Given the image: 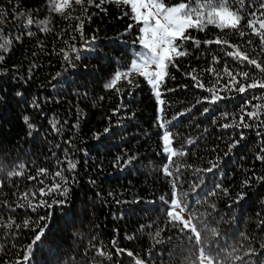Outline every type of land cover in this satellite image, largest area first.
Listing matches in <instances>:
<instances>
[{
  "label": "trees",
  "instance_id": "trees-1",
  "mask_svg": "<svg viewBox=\"0 0 264 264\" xmlns=\"http://www.w3.org/2000/svg\"><path fill=\"white\" fill-rule=\"evenodd\" d=\"M56 5L0 0V264H264V88L238 91L264 73L227 55L264 67V0H228L236 29H187L159 101L139 74L105 87L143 53L128 4Z\"/></svg>",
  "mask_w": 264,
  "mask_h": 264
},
{
  "label": "snow or ice",
  "instance_id": "snow-or-ice-1",
  "mask_svg": "<svg viewBox=\"0 0 264 264\" xmlns=\"http://www.w3.org/2000/svg\"><path fill=\"white\" fill-rule=\"evenodd\" d=\"M77 4L81 3V0H75ZM93 0H89V4H91ZM125 4L131 3V8L134 13L133 19L137 22L143 21L144 26L141 29V32L144 34L143 37L140 38V44L143 45L144 49L147 51V55H143L138 57L139 63L134 61L133 70L139 72L141 76L147 78L148 83L152 85L155 90V95L157 100H160L161 93L158 90L159 85L163 83L164 78L167 76V67L168 64L173 62L174 57H182L187 54L186 50H179L182 47V42L188 39H192L191 37L185 35L187 29L197 28L203 30L205 24L212 25L214 24L217 28H232L236 29L240 23L242 17L238 15L236 12L231 11L227 6L228 0H206L205 3H202L200 8L197 9L191 6V2L189 3H180L178 6L167 7L164 3L158 2V0H149V3H142L140 0H123ZM241 4H243V0H241ZM68 7V0H63V3L57 4L55 6V10L57 12H62L64 8ZM264 7V5H261ZM140 8H147V11L144 14L139 12ZM205 9L207 12L205 13ZM255 15V14H253ZM195 17V19H194ZM150 21H154L151 23ZM257 22L259 23V28H256ZM29 24L32 23L31 20L28 21ZM78 29L82 28V25L77 26ZM130 27H132L130 25ZM248 27L252 29V31L259 35L261 38V45H264V20L252 19L248 21ZM241 37L246 35L245 32H240ZM177 41L181 43L178 44ZM197 45H199L200 41H194ZM205 43H227V41H222L217 38L215 41H205ZM251 44V41L248 42ZM229 47L234 48L233 52L227 53V55L232 56L234 58H238L241 61H248L249 64L255 65L260 72L264 73V67H261V64L257 62L255 59H250L246 53H243L239 50L238 47L234 45H229ZM75 51V48H73ZM65 58L67 59V53H65ZM215 59V58H214ZM152 64H155L156 71H148V67ZM209 71H213L209 69ZM59 75V74H58ZM127 73H117L115 78L111 81V83L106 84V88L113 87L117 81L121 80L122 77L126 78ZM219 75V74H217ZM224 75L230 77L229 84L226 87H235L236 84L239 83L237 81L236 76L232 74L231 71L226 67L224 69ZM236 75L242 76L247 79L249 74L247 72L237 73ZM154 78V79H153ZM195 80L196 78L193 77ZM219 83V81H217ZM198 87H203L202 84L197 81ZM264 88V80H254L252 83L240 84L238 91L243 93L246 91V88ZM213 91V100H218L221 97L215 95V89H210ZM163 103L162 101H160ZM257 108L260 106L257 105ZM207 111V110H205ZM249 118L255 117L257 115L256 111L247 113ZM28 118L25 117V121ZM241 124L244 128H249L251 125L243 122V116L241 117ZM165 125L162 124L161 127ZM232 125L225 124L223 127H231ZM107 131V129L105 130ZM260 135V133H257ZM241 139H243V134H241ZM163 143H164V151L168 153L170 148V134L166 131L163 135ZM235 146V145H233ZM119 159V158H118ZM125 164L128 161L124 162ZM69 169H74L76 167L75 164L69 163ZM57 176H61V172L56 173ZM57 188L59 185L56 186ZM68 189H64V193L66 195ZM43 204V201H41ZM50 207V205H49ZM43 231V230H42ZM40 235L36 236V241L40 240ZM35 243V241L33 242ZM28 255L25 254V261L28 260Z\"/></svg>",
  "mask_w": 264,
  "mask_h": 264
},
{
  "label": "rangeland",
  "instance_id": "rangeland-1",
  "mask_svg": "<svg viewBox=\"0 0 264 264\" xmlns=\"http://www.w3.org/2000/svg\"><path fill=\"white\" fill-rule=\"evenodd\" d=\"M140 2H142V3H149V0H140ZM158 2H160V1H158ZM61 3H63V0H57V4H61ZM179 4H180V3H176V4L169 5V6H167V7L178 6ZM128 5L130 6V9H131V12H132V16H133L134 13H133L132 8H131V3H128ZM147 11H149V9H147V8H140V9H139V12H140L141 14H144V13H146ZM135 21H136V20H135ZM136 22H137V21H136ZM150 22H151V23H154V21H150ZM137 23H138V42H139V41H140V38L143 37V35H144V34L141 32V29L143 28L144 23H143V21H140V22H137ZM139 44H140V42H139ZM140 45H141V44H140ZM141 46L143 47V45H141ZM143 55H147V51L144 49V47H143V53L140 54L138 57H141V56H143ZM134 61H135L136 63H139V59H138V58L135 59V60H133V61H131V63H130V67H129V71H128V73H127V74H128L127 77H130V76H132L133 74H139V72L134 71L133 68H132ZM147 70H148V71L155 72V71H156L155 64L150 65V66L148 67ZM139 75H140V74H139ZM142 77H143V79L146 81V83L150 86V88L152 89V91L155 93V90L153 89L152 85L148 83L147 78L144 77V76H142ZM153 79H154V78H153ZM173 210H174V212L178 215V217L182 218V220L184 221V214H183L182 211L176 206V204H174V208H173Z\"/></svg>",
  "mask_w": 264,
  "mask_h": 264
}]
</instances>
